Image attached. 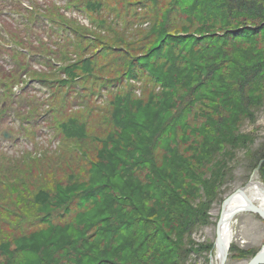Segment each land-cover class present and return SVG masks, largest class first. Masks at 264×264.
<instances>
[{
  "label": "trees",
  "instance_id": "trees-1",
  "mask_svg": "<svg viewBox=\"0 0 264 264\" xmlns=\"http://www.w3.org/2000/svg\"><path fill=\"white\" fill-rule=\"evenodd\" d=\"M70 2L91 23L64 19L84 45L67 44L74 60L56 45L50 52L66 64H50L59 79L46 113L63 138V170L76 174L54 170L56 157L46 165L52 159L36 150L20 164L3 162L0 264H193L212 250L193 234L208 225L238 151L247 172L264 158V138L255 146L240 131L264 106V0ZM3 68L0 86L10 90L21 68L5 72L8 83ZM45 74L38 79L49 84ZM78 84L91 85L88 96L75 93ZM72 103L93 121L70 115ZM259 175L264 182V162ZM27 192L26 217L18 196Z\"/></svg>",
  "mask_w": 264,
  "mask_h": 264
},
{
  "label": "rangeland",
  "instance_id": "rangeland-1",
  "mask_svg": "<svg viewBox=\"0 0 264 264\" xmlns=\"http://www.w3.org/2000/svg\"><path fill=\"white\" fill-rule=\"evenodd\" d=\"M67 3L71 5L70 0L67 1ZM16 5V2L14 0H0V49L3 48V44H5V39L8 35L13 34L17 37V39L11 40V42L15 43L19 41L22 37V34L24 31L30 32L31 31V42L35 46V48L32 47L30 42L28 43L27 47L28 50L34 53H40L41 51V45L45 46L46 48H51L49 50V53H41L42 56L36 55L35 58H33L31 63H28V66L26 70L22 71L25 74L20 75L18 73V79L17 83L11 84V87L13 88L11 95H13L14 98H8L5 97L4 93L0 91V166L4 167L3 162L8 161L7 163L9 165H14V162H17L18 164L21 163L20 159L22 158L24 151H30L34 153V150H36L37 156L43 157L47 155L52 159L51 156H55L57 159V163L53 166L54 170H56L59 166L62 170L61 173H64L67 177L72 174H76L73 170L64 171L63 170V162L60 158V155H62L64 152L62 151L63 145L61 144L63 138L62 135L59 136L55 135L54 129L48 126V123L54 122L52 118H50V114L48 115L46 112L50 109V103H54V92L56 91V84L55 82L58 81L57 74H51V66L50 61L49 67L47 68L44 66L43 62L46 61V57L52 59L51 53L53 50H57L61 48V51L67 50L69 53L70 50L67 48L70 47V49L78 48L79 52L82 45H84V40L81 39L78 40V42L71 40V38L67 37V42L65 40L59 42L58 35L61 30L60 28L63 25V29H65V26H67L68 23L64 22L67 20L68 22L73 21L76 23H79L81 25L87 26V21H89V18L84 15V17L81 16V14L72 11L71 9L65 8L64 1L60 0H21L20 3L18 1V5L16 8H14ZM12 10H17V14H13L11 16H7L5 11L9 10V14ZM25 7V8H23ZM56 13L57 16L52 17L48 16V13L51 14ZM141 9H137V12L139 13ZM32 13L41 14V16L46 15L49 18L45 17V20H47L50 24L46 25L44 21H41L40 23H33L28 25L23 24V19L20 17H28L31 16ZM7 16V17H6ZM62 19V20H61ZM88 19V20H86ZM36 22H38L36 20ZM66 23V24H63ZM44 25L47 26V28H44ZM148 25L147 22L144 23L143 26ZM30 26H34L31 28ZM23 30V33L21 32ZM62 37H65L63 35ZM19 38V39H18ZM21 42V41H20ZM67 44L70 46L67 47ZM57 46L56 47L54 46ZM7 46V43L6 45ZM90 53L96 51V48L92 51L89 50ZM51 52V53H50ZM57 52V51H56ZM71 52V58H73L72 51ZM9 52L0 50V63L4 67V73L3 78L1 79V82L8 83V79L4 78L5 75H7V71L10 70L13 60H9ZM55 56V55H54ZM54 58V57H53ZM69 58V55H68ZM21 62H24L23 57H19L18 59ZM56 62H58L60 65H64L66 63L65 59H63L62 56H55L54 59ZM48 66V63H45ZM59 66V65H58ZM22 70V69H21ZM45 71V78L47 79V82L49 84L45 85L44 83H40L38 81L32 80L29 81L32 76H42V74ZM20 75V76H19ZM23 79V80H22ZM32 79V78H31ZM44 79V78H42ZM51 82V83H50ZM54 85V86H53ZM137 86L140 85L139 82L136 83ZM52 86V87H51ZM85 87L78 88V91L81 93V95H87L89 93V88H91L90 84L84 85ZM88 87V88H87ZM3 88V87H0ZM22 88L21 94L18 95V90ZM87 88V89H86ZM5 91L7 89L3 88ZM77 88H75L76 91ZM1 90V89H0ZM97 91V90H96ZM65 92V89L63 90ZM137 92V91H136ZM76 93V92H75ZM139 93V92H138ZM97 96V92H94ZM103 93H101L102 95ZM10 95V94H9ZM60 97L62 94L60 93ZM88 98H86L87 100ZM95 99V98H94ZM3 100L4 103H1ZM103 97H99L98 102L102 101ZM81 104H84V102H80ZM74 103H72V108L68 111H70V115H74L77 112H80L78 115L82 118L83 122H87L88 124L92 122L91 118L87 117V112L89 110L86 109V112L82 110V106H73ZM36 112L32 113L33 107ZM35 113V114H34ZM76 114V115H77ZM36 116V117H35ZM16 117V118H15ZM27 118L29 121H27ZM34 119V120H32ZM49 119V122L48 120ZM21 120V121H20ZM90 128V131H93V128L88 126ZM100 128H104V125L100 123V125L96 126V130L98 131ZM23 129L28 130L31 133L22 131ZM35 130V134L38 135L33 141L36 143L34 145H31L29 142L30 138L32 137V133ZM3 131H7L10 133V137L6 140L1 139V133ZM240 131H244L246 133H249L252 135L255 146L259 144L260 141L264 138V106L261 108V110L257 113V117L254 121V123L245 121ZM99 135L102 133L99 132ZM24 137V138H22ZM20 138L24 139V142H20ZM28 141H27V139ZM51 140V142H50ZM67 141V140H66ZM49 143V144H48ZM59 146L57 147V145ZM2 148H4L2 150ZM73 148V147H72ZM36 154V152L34 153ZM236 160L233 162V170L231 173L232 178H229L226 183L221 188L220 195H218V198L213 204L211 205V208L209 209V223L208 225H205L204 227L200 228L197 232L193 234L194 240L197 242L202 243V245L207 244L209 242L213 243L215 238V225L216 220L221 212V202L223 201L224 197L231 194L235 191V189L242 187L251 177V172H247V167L245 166V158L244 153L241 151H238ZM20 158V159H19ZM23 160V159H22ZM50 162L49 158L45 160L44 163L47 165V161ZM82 164V163H81ZM78 168V166H77ZM76 168V169H77ZM1 170V168H0ZM258 179L260 182L263 183V180H261V176L259 175V172L256 173ZM65 177V176H64ZM65 179V178H62ZM17 201L18 197L20 198V205H18L19 208H21L22 214L24 213V216H29L28 212L30 208L28 205H31V201H28L27 198L31 197L28 195V192L25 194L17 195L15 196ZM233 231V239L232 243L228 249V255H227V261L225 264H246L245 257H242L239 253H234L231 250V246L236 249H241L244 251H258L261 246L264 245V219H261L259 215L257 216L254 213H247V214H241L236 216L235 222L232 226ZM213 250V247H212ZM212 250L200 252L198 254H194L193 258V264H209L210 263V257Z\"/></svg>",
  "mask_w": 264,
  "mask_h": 264
},
{
  "label": "bare ground",
  "instance_id": "bare-ground-1",
  "mask_svg": "<svg viewBox=\"0 0 264 264\" xmlns=\"http://www.w3.org/2000/svg\"><path fill=\"white\" fill-rule=\"evenodd\" d=\"M251 207L259 209L264 214V185L255 174L236 190L222 207L219 225L221 244H215L209 264H219L224 254H227L233 239L232 226L236 216L251 213Z\"/></svg>",
  "mask_w": 264,
  "mask_h": 264
},
{
  "label": "water",
  "instance_id": "water-1",
  "mask_svg": "<svg viewBox=\"0 0 264 264\" xmlns=\"http://www.w3.org/2000/svg\"><path fill=\"white\" fill-rule=\"evenodd\" d=\"M3 134H4V136L6 138H8L9 135L6 132H3ZM263 162H264V158L263 159H260L257 162L256 167L252 170V172L250 174L251 177L254 174L256 175V173L261 168V165H262ZM251 177H250V179H251ZM240 188L241 187L235 189V191L238 190V189H240ZM235 191L232 192L231 194L225 196L224 199H223V201L221 202V207H220L221 208V212H220V214H219V216H218V218L216 220L217 222H216V225H215V231H214L215 232V238H214V241H213V248H214L215 244L216 245L217 244H221L219 225H220V222H221L220 218H221V213H222V207L230 199V197L235 193ZM250 211H251V213H254L257 216L259 215V217L261 219H264V214L259 209H256L254 207H251ZM227 255H228V252H227V254L226 253L224 254V256H223L222 260L219 262V264H225V262L227 261ZM246 264H264V245L261 246L260 249L258 251H256V253L253 256L249 257V259L246 261Z\"/></svg>",
  "mask_w": 264,
  "mask_h": 264
}]
</instances>
